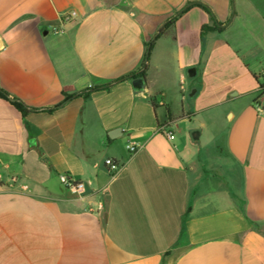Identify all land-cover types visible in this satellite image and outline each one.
Returning a JSON list of instances; mask_svg holds the SVG:
<instances>
[{
    "label": "crops",
    "instance_id": "1",
    "mask_svg": "<svg viewBox=\"0 0 264 264\" xmlns=\"http://www.w3.org/2000/svg\"><path fill=\"white\" fill-rule=\"evenodd\" d=\"M234 6L0 0V88L40 110L0 96V264H264V0Z\"/></svg>",
    "mask_w": 264,
    "mask_h": 264
},
{
    "label": "built area",
    "instance_id": "2",
    "mask_svg": "<svg viewBox=\"0 0 264 264\" xmlns=\"http://www.w3.org/2000/svg\"><path fill=\"white\" fill-rule=\"evenodd\" d=\"M76 16H77V13L74 12V11L67 12V13L63 14V16L61 17V21H63V22H65V21H71ZM262 76L264 77V72L262 73ZM261 90H262V95L255 102V107H256V109L258 111H262V103H261V101L264 98V84L261 87ZM163 133L169 139H171V140L174 139V134L171 133L170 131L163 130ZM128 149L133 153V152H135L137 150V146H135V145H129L128 146ZM107 165L113 171H118L120 169V166L118 164H116L114 161H107ZM1 179H2V176L0 174V180ZM60 180H61L62 184L70 192H72L74 194H78V195L82 196L86 192L87 183L85 181L75 179V178L69 176L68 174H61L60 175ZM9 183H10V186L12 188L16 187V185H18V183H19V177L16 176V175L10 176ZM24 188H27V186H25Z\"/></svg>",
    "mask_w": 264,
    "mask_h": 264
},
{
    "label": "trees",
    "instance_id": "3",
    "mask_svg": "<svg viewBox=\"0 0 264 264\" xmlns=\"http://www.w3.org/2000/svg\"><path fill=\"white\" fill-rule=\"evenodd\" d=\"M201 6L209 11V9L206 6H204L202 4H201ZM173 23H174V18L171 19L169 22H167L165 24L164 28L160 31V33L157 34V36L152 41H150L148 43L147 52H146L145 59H144L143 64H142V70H141V73H140L142 76H145V74H146V70H147V67H148V61H149V58H150V53H151V50H152V48L154 46V41L164 32V30L166 28H168ZM206 29H219V27H218V25L216 23H214V25L212 27H204L203 31L206 30ZM0 96L2 98H4L5 100L10 101L24 115H26L28 113L39 112L40 111L39 109L28 107L23 102H21V101H19L17 99L11 98V96L5 90H3L1 88H0ZM72 97H73V95L65 94V99L63 100V102H61L59 105H57L54 108H52V110L57 108V107L62 106L64 103L69 101ZM153 103H154V101H153ZM48 110H50V109H48Z\"/></svg>",
    "mask_w": 264,
    "mask_h": 264
},
{
    "label": "water",
    "instance_id": "4",
    "mask_svg": "<svg viewBox=\"0 0 264 264\" xmlns=\"http://www.w3.org/2000/svg\"><path fill=\"white\" fill-rule=\"evenodd\" d=\"M232 2H233V12L235 11V6H234V0H232ZM192 4H188L185 8H183L180 12H179V14H181L182 12H184L189 6H191ZM219 26H221L220 24H218ZM2 47V43H1V41H0V48ZM194 74H195V72H194V70L193 69H190L189 70V75L190 76H194ZM144 83H145V79L144 78H138V79H135L134 81H133V87L135 88V89H141L142 87H143V85H144ZM119 133H121V130L118 128V129H115V130H112L111 132H109V136L111 137V138H115V137H117V135L119 134Z\"/></svg>",
    "mask_w": 264,
    "mask_h": 264
}]
</instances>
